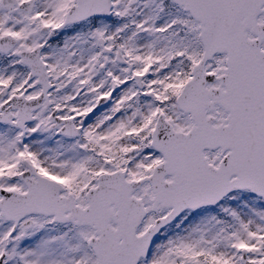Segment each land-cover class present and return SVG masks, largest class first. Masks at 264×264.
<instances>
[{"label":"snow or ice","instance_id":"obj_1","mask_svg":"<svg viewBox=\"0 0 264 264\" xmlns=\"http://www.w3.org/2000/svg\"><path fill=\"white\" fill-rule=\"evenodd\" d=\"M0 264H264V0H0Z\"/></svg>","mask_w":264,"mask_h":264}]
</instances>
